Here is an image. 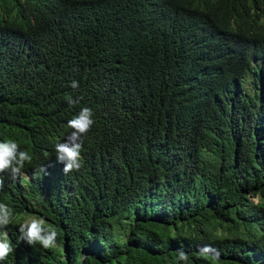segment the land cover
<instances>
[{"label":"trees","instance_id":"1","mask_svg":"<svg viewBox=\"0 0 264 264\" xmlns=\"http://www.w3.org/2000/svg\"><path fill=\"white\" fill-rule=\"evenodd\" d=\"M215 1L207 29L240 40L197 35L191 12L151 40L135 0L36 33L33 0H0V138L30 153L82 107L95 120L78 171L49 152L25 186L4 185L15 251L0 264H180L181 250L215 264L205 245L221 264H264V0ZM29 216L55 228L53 248L18 239Z\"/></svg>","mask_w":264,"mask_h":264},{"label":"clouds","instance_id":"2","mask_svg":"<svg viewBox=\"0 0 264 264\" xmlns=\"http://www.w3.org/2000/svg\"><path fill=\"white\" fill-rule=\"evenodd\" d=\"M106 0H33L37 9L30 18L32 31L40 29L42 32L52 31V27L63 21L80 26L84 24V13L89 17L94 7L101 8ZM144 8V27L149 32L151 40H158L162 35L170 36L172 30V20L179 19L188 12L194 16V30L196 34H211L214 30H220L224 36L234 35V30L227 28L207 29L210 19L207 10L215 7V0H179L178 7L174 8L166 0H135ZM160 7L163 11H160ZM26 14H32L29 7L25 9ZM161 16L163 23L155 21L154 16ZM230 21V20H229ZM178 23H175V28ZM174 28V29H175ZM133 58L140 60L141 54L136 48L132 50ZM72 88L78 87V82L72 81ZM69 104L78 103L71 96L67 97ZM94 113L89 107H82L79 112L68 121L59 125L54 124L48 128L49 143L32 144L30 153L21 150L20 145L11 139L0 138V192L4 185L25 186L30 182V174L27 166L36 163L32 159L42 160L49 152H55L56 160L63 164V173L78 171L82 167L81 150L84 146L82 138L91 130L95 123ZM41 173L45 169L41 166ZM0 196V261H5L15 249L9 240L7 228L13 222L14 209L6 203H2ZM28 217L19 225L18 232L20 241L32 246L39 244L44 249H51L56 245L58 232L54 227L48 226L47 221L42 217ZM200 255L210 258L215 264H221L220 251L209 245L200 249ZM180 264H189V255L184 251H179L177 256Z\"/></svg>","mask_w":264,"mask_h":264},{"label":"rangeland","instance_id":"3","mask_svg":"<svg viewBox=\"0 0 264 264\" xmlns=\"http://www.w3.org/2000/svg\"><path fill=\"white\" fill-rule=\"evenodd\" d=\"M247 90H251L249 85H247ZM251 198H252L253 201L256 202V200H257V195L254 196V197H251ZM31 218H33V216H29V217H28V219H31ZM28 219H27V220H28Z\"/></svg>","mask_w":264,"mask_h":264}]
</instances>
